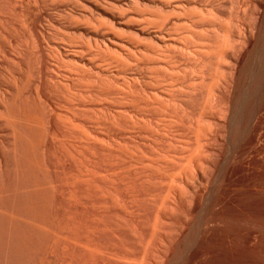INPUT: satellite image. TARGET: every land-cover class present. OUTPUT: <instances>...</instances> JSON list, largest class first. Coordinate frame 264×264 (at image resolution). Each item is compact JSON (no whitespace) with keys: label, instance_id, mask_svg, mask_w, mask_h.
Here are the masks:
<instances>
[{"label":"bare ground","instance_id":"obj_1","mask_svg":"<svg viewBox=\"0 0 264 264\" xmlns=\"http://www.w3.org/2000/svg\"><path fill=\"white\" fill-rule=\"evenodd\" d=\"M244 257L264 264V0H0V264Z\"/></svg>","mask_w":264,"mask_h":264},{"label":"rangeland","instance_id":"obj_2","mask_svg":"<svg viewBox=\"0 0 264 264\" xmlns=\"http://www.w3.org/2000/svg\"><path fill=\"white\" fill-rule=\"evenodd\" d=\"M198 28H199V27H198ZM201 29H202V28L200 27V29H199V30H198V29H196V30H197V31H201ZM247 257H248V256H247ZM247 257H244V258H245V259H248V260H247V264H248V262H249V261H251V259H249V258H247ZM244 258H243V259H244ZM239 259H241V260H242V258H239ZM239 259H238V262H240V261H241V260H239ZM245 259H244V260H242V262H240V264H241V263H243V262L245 261ZM252 261L254 262V260H252ZM253 262H251V263L249 262V264H254L255 262H254V263H253ZM223 263H224V264H225V263H226V264H230V263H227V262H223ZM244 263H245V262H244ZM244 263H243V264H244Z\"/></svg>","mask_w":264,"mask_h":264}]
</instances>
